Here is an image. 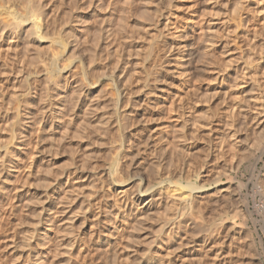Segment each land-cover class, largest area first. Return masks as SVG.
Returning a JSON list of instances; mask_svg holds the SVG:
<instances>
[{"label": "rangeland", "instance_id": "1", "mask_svg": "<svg viewBox=\"0 0 264 264\" xmlns=\"http://www.w3.org/2000/svg\"><path fill=\"white\" fill-rule=\"evenodd\" d=\"M36 1L46 21L47 29L39 34L44 40L37 41V31L30 29L27 0L7 2L27 21L29 29H24L28 31L16 38L0 37V153L11 152V159L0 155L4 165L0 166L4 181L0 192L7 191L4 195L13 196L16 205L0 231V264H26L27 259L30 264H264V106L258 103L264 99V0H164L160 12L178 22L176 27L169 23L173 33L169 38H177L183 26L188 34L177 39L181 42L177 48L162 47L159 70L150 77H145L142 67L151 61L144 52L152 31L133 28L131 23L127 31L136 46L128 43L121 48L126 49L123 59L130 68L121 80L128 92L123 103L127 115L121 117L122 127L117 130L113 124L105 127L98 116L113 91L102 76L103 70L111 72L117 64L113 52L104 58L111 46L102 43L100 52L96 48L102 58L95 67L86 63L92 70L87 72L89 80L100 74L94 79L100 84L87 99L80 94L86 100L72 125L67 121L70 97L60 98L61 80L44 75L48 57L59 50L47 40L68 37L83 0ZM113 27L117 30L115 23ZM182 39H187L189 47H181ZM130 47L135 50L129 51ZM190 48L193 53L186 54ZM139 50L144 56L141 62L134 58ZM89 54L86 51L85 57ZM63 59L59 58V65L68 63ZM182 66L186 73L180 76ZM23 71H30L32 97H23L21 102L32 113L30 129L36 139L31 173L19 180L16 95L25 85L22 78L19 81ZM179 99L184 102L180 107L176 105ZM89 103L96 108L94 112ZM43 111L50 115L46 125L54 122V130L45 126L38 131ZM122 140L127 156L114 178L119 182L111 181L101 172ZM231 162L237 165L229 173ZM186 171H193L191 181L203 186L194 193L198 212L193 225L165 234L167 218L178 219L177 202L174 206L154 202L146 209L139 204L138 210L129 211L140 174L156 189L157 173L178 179ZM172 195L178 197V190L168 194ZM125 202L127 208L122 209ZM221 217L226 221L223 226H219ZM214 220L217 225L209 227ZM121 222L126 225L117 232ZM240 222L243 226L234 234L232 223ZM74 238V247L69 248Z\"/></svg>", "mask_w": 264, "mask_h": 264}, {"label": "bare ground", "instance_id": "2", "mask_svg": "<svg viewBox=\"0 0 264 264\" xmlns=\"http://www.w3.org/2000/svg\"><path fill=\"white\" fill-rule=\"evenodd\" d=\"M5 1L6 0H0V37L4 36V38L8 37V39H9V37L10 38H16V35L21 33L23 30L26 33L28 30L26 31V29H24V28L27 27L29 29V27L27 25H25L27 23V21L25 23L24 19L21 18V16L17 12L16 13L14 12L15 9H14L13 5H11V3L9 4L7 2L10 0H7L6 2ZM33 1H36V0H27V2H29V4L27 3L29 5V7L27 10L28 12L26 13L27 14L26 18H29L28 24L29 23L31 24V25L29 24V26H33V27H30V29H32V31H33V29L35 28L34 31H37L38 40L37 39L36 40L41 43L44 40V39L43 40H41V39L45 38V36L43 37V36H40L39 34H41L40 32L44 27H45V29H47L46 25L44 24V22L46 23V21L44 19L42 20L43 13L41 12L42 10H40L41 5L38 6L39 3L36 5L33 3ZM163 1L164 0H83L80 12L78 13L79 19L75 24L69 26L70 29L67 32L68 37L67 38L65 37L66 39H63L64 37L63 38L62 37H58V38L54 37V38H50L47 40L51 46L56 45L59 50L56 51L54 49L56 51L55 54L52 52L53 55L52 56L50 55L51 56L50 58L48 57L50 62L48 64L45 63L47 65V67L44 65L46 67L44 70V75L46 76V78H52L53 79V77L55 76L57 79H60L62 82V84H60V85L61 86L63 85V89H61L62 92L61 93L59 92L60 98L61 97L65 98V94H66V97H67V94L70 97V98L68 97L69 99L66 98L67 100L70 101L69 102L70 114L68 115L69 117L67 119L69 125L76 123L75 117H76L77 113L79 112V110L83 107L82 106L83 101L86 100L87 99L86 97H88L89 93H91L93 90H95L100 84V82L98 83V80L94 81V79H96V77H99L100 74L98 76H96L97 75V73H96L94 75L95 76L94 79L92 76H90V77H92L91 79H93V80H89L87 72H89L88 69H89V65H91V63H93L92 65L94 66L95 63L97 64V62H99L101 60L102 55H100V53L97 54L96 51L98 50V52H100V50H99L100 45L103 43V44H106L108 47L111 46L110 49H113V51L110 52L109 51L110 49L107 48V46L105 45L106 49H109V50L104 49L105 51H107V52H105L107 55L105 54L106 57H104V58H107V56L109 57L111 55V53L113 52L114 55L117 56V60H115V61H117V64H116V67L114 69H112L111 72H109V71L107 72L105 70H103V72H102V70H101L102 76L107 78V82L109 83V85L111 84V89L113 91L111 94L109 93L110 94L109 99H108L109 106L107 103H106L107 105L104 104V106L106 105L108 107V110H107L106 106L104 108H102L100 106L103 110L104 109L105 110L104 111L102 110L103 111V113L101 112L102 114L98 113V116L101 115L99 118L101 120H99V122L101 121L102 122L101 124H104L105 127H106V125L108 126L109 124H113L114 127L116 126L115 130H117V128H119L120 126L122 127V125H119V124L122 122L121 117H123L124 114L126 113V111H124V109H123L124 108L123 103H124V100H126V99L128 100V98L126 97L128 95L127 94L128 92L125 88L126 85L125 86L123 85L126 82H122L121 80L123 78L125 79V76H126L125 74L127 73L126 70L128 71V69H126V68L127 67L129 68V66L125 65L126 60L123 59V57H124L123 52L126 49L122 51L121 48L123 47V44H128V43H129L128 46H134L135 41L129 37V35H128L129 31H127V29H130V26L132 25L131 23H133V26H131L133 28H134V26H136L139 29H145L146 28V29L152 31L150 34V38H149L147 45H146L147 51L144 52L145 53L144 55L147 56L149 59H151V61H149V64L146 66V68L142 67L145 77H150V76H152L158 72V70H159L158 62L160 61L159 57H161L162 52H163L162 47L177 48V46H179V44L181 43L178 40L181 39V37L187 36L186 34H188L187 33L188 32L187 26H183L181 28H178L177 38H169V35H171V34L173 35V33H171L170 29H169L171 26L169 24L171 22L170 18H169V16L163 15L159 10V6L163 3ZM189 20H191L192 23H196L193 19H189ZM114 23L117 26V30L114 29L115 26L113 27ZM171 23L175 27L178 26L177 25L178 22H171ZM209 23H210V21H208V24ZM175 27H173V28L175 29ZM193 30L194 29L192 28V31ZM208 30H209V28H208ZM43 33H45V31ZM30 34H31V32H30ZM66 36H67V34H66ZM186 40L187 39H182L183 43L181 44L182 45L181 47H183L184 49L188 45L187 44L188 42ZM4 41H5V39H4ZM6 42H8V41H6ZM131 42H132V44L130 45ZM49 44H48V46H49ZM10 46H11L10 43H8V48H10ZM188 47H189V45H188ZM96 48H97V50H96ZM131 48L132 47H130L129 51H131ZM0 49H1V47H0ZM36 49H34V50L36 51ZM192 49L191 48L188 49L186 51V54H188L190 52L193 53V51H191ZM132 50H135V48L134 49L132 48ZM86 51L91 52V54H89V57L86 55L87 58L85 57ZM101 51H103V49ZM129 51H128V53H129ZM138 52H139V54H137L136 57H134L135 55L133 56L137 60L142 59V56H143V53L141 54L142 56L140 55V50ZM52 53H50V54H52ZM35 54H37V53H35ZM37 55H39V53ZM35 57H36V55H35ZM59 58H64L66 61H68V63H66V61H65L66 64L61 65L62 64L61 63L59 65V62H58ZM129 58H130V56H129ZM129 58H128V60H129ZM143 58H144V56H143ZM38 59H42V58L39 57V58H37V60ZM115 59H116V57H115ZM87 60H88V62H87ZM137 60H136V63L138 62ZM133 61H134V59H133ZM89 62H90V64H89ZM140 62H138V64ZM86 63H88L89 65ZM134 64H135V61H134ZM93 66H91V67H93ZM132 66H134V65H132ZM180 68L181 69L183 68L182 71L180 70L178 73V75L181 76V75H183V73H186L184 71L186 67L182 66ZM131 69H133V68H131ZM89 70H91V68ZM30 71H31V69H30ZM30 71L29 72L27 71V73H25L26 71L25 72L23 71V73L21 75L22 77H19V79L22 78L25 81V82L23 81V83L25 85L22 84L24 86L23 88L21 87L23 90L18 91V94L16 95V98H17L16 114L18 115V120H17L18 125H16V159H17L16 161H18V162L20 161V167L18 166L16 169V174H17L16 177H18L19 180H21V177L23 176V174H25L24 175L25 177L30 175L31 170H32L33 159H34V148L32 147V145L34 143V140L36 139V135L33 134V131L30 129L31 125H32V116H31L32 113L29 110H26L29 106L25 109V108H23V105L21 102L22 99H24L25 97H28V98H29V96L32 97L31 96V93H32L31 92V85L32 84H31V82H29L31 80V78H30V80H28V78L30 76ZM247 72L249 73V71H247ZM16 80H17V78H16ZM178 80L180 81V79H178ZM19 81H21V79ZM121 82L123 83L122 85H121ZM180 82L184 83V82H187V80H181ZM20 83H18V84H20ZM49 83H51V82H49ZM146 83H147V85L151 84L149 81H147ZM155 86L156 85H152V87H155ZM32 87H35V86H32ZM99 89H101V88L99 87ZM102 92H103V90H102ZM80 94H83V95L85 94L84 98H86V99H84L82 101L80 99V97H82V96H80ZM92 95H94V94H92ZM18 98H20V99H18ZM102 98L100 97V99H102ZM180 100L181 99H179L178 103L176 104L179 107L181 106L182 103L184 104V102H180ZM24 102H25V100H23V103ZM258 103L260 106H264V99L259 100ZM99 105L100 104H98V107H99ZM24 106H26V105H24ZM89 106L92 107L90 105V103H89ZM102 106H103V103H102ZM85 108H86V106H85ZM101 108H99V109H101ZM94 109H96V108L89 109V110H93V112H94ZM89 110L87 109V111H89ZM44 111L41 112L39 117H38L39 118V121H38L39 125L38 126H40L39 127L40 129L38 131L43 130L45 128V126H49L48 129L54 130V128H53L54 122L50 121L51 122L50 125H46L47 123H49V116L50 115L49 116L46 115V113ZM82 115H84V113ZM126 115H127V113H126ZM79 121H81V120H79ZM23 122H25L24 123L25 125H23V128L21 127L20 130H18L19 124H22ZM33 123H34V119H33ZM81 123H85V122H81ZM78 124L79 123H77L76 125H78ZM25 126H27V127H25ZM54 126H56V125H54ZM181 126H184V125H181ZM86 127L87 126H85V128ZM109 127H108V129H109ZM85 128H83V129L85 130ZM77 129H81V128L77 127ZM80 131L83 132L82 130H80ZM106 131H107V129L105 130V132ZM14 137H15V135H13V138ZM124 144H125V142L123 140L118 144V147L116 148L117 150H116L115 154L113 155L111 162H109V165H107V167H105L104 170L101 172L104 175L106 174V176L111 181H118V180H115L114 178L117 176V174L119 175V172L121 173V171L124 167V163H125L124 160H125V157L127 156V154L125 153ZM263 147H264V145H263ZM263 151H264V149H263ZM10 153L11 152L9 149L8 150L5 149L4 151H2L0 153V155L2 156V159H3V157L11 159V155H9ZM236 165L237 164H235V162L234 163L231 162L228 165L227 171L230 173L232 170L235 169ZM0 166H1V168L4 166L3 162H0ZM80 170H78V171H80ZM192 174H193V171H186L184 174H181V172H180V174H178V179H176L174 177V175H168L167 177L163 178L161 174L157 173L155 175L156 176L155 178L158 179V186L156 189L155 188L152 189V185H150V181L146 178V176H144L143 174H140V175L138 174L139 179H137L138 183H136L137 184L136 185V187H137L136 191L137 192L130 197V203L131 204H130V207H128V208H130L129 211H131L133 207L134 208L136 207V210H138L139 208H137V207L139 204H141L140 209L141 208L146 209V208H149L154 202L160 203V204L162 202H164L170 206H174V204H176V202H177L178 203V219H174V218L171 219V217L167 218V223L169 222V224H168L169 226H168V230L165 234L171 235L172 233H174L175 229H177V228H178V231L186 229L187 226L189 227V223L191 224L193 219L197 215V213L195 215V210L198 212V210L195 209V200H196L197 196L194 195V193L196 190L202 189V187H203V186H197L195 182L191 181L190 177H192ZM69 175L70 174L66 175V180L69 178ZM183 182H185V183H183ZM217 183H219L218 180L215 182V184H217ZM3 184H4V181L3 180L1 181V179H0V191H2V192L4 190ZM177 190H178V197H175L173 195H172V197L168 196L169 193L176 192ZM11 191H12V188H11V190H9V193H11ZM2 192H0V203H2V205H3V207L0 206L3 208L0 211V231L3 227L2 226L3 222L5 223V221H4L5 217L7 216L8 213H11V211H13V209L16 206L14 204V200H12L13 196L6 197L7 195H4V193L6 194L7 191L4 193H2ZM145 198H146L145 202H147V203L143 202L145 200ZM177 198H178V200H177ZM63 203H64V201H63ZM123 208L124 209L127 208L126 202L123 203L122 209ZM182 210H183V212H181ZM63 212H64V210H63ZM63 212H61V213H63ZM131 212H134V211L132 210ZM199 213H200V211H199ZM8 216H9V214H8ZM194 220H196V219H194ZM49 222L51 223L52 220H49ZM193 223H194V221H193ZM217 223H218V220H214L210 224L209 227H213V226L215 227L217 225ZM225 223H226L225 219H223L221 217L219 220V226H223ZM242 224H241V222H240V224L239 223H232V229L234 230V234H239L238 229L240 230V228L243 226ZM124 225H126V222L124 224H122V222H121L120 224L116 225V228H115L116 231L121 232L124 229ZM191 225H193V224H191ZM49 228H51V226ZM74 241H75V238L71 239V242L69 241L71 243V244H67V245H70L69 248L74 247ZM37 244H38L37 242L34 243V245H37ZM35 258H36V256H35ZM28 260L29 259H27L25 261L26 264H30V261H28ZM31 262H33V261H31Z\"/></svg>", "mask_w": 264, "mask_h": 264}]
</instances>
